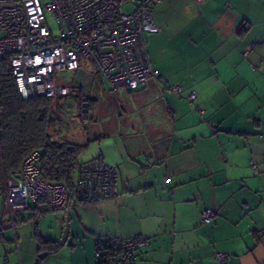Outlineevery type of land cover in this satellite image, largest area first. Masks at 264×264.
<instances>
[{"label":"crops","instance_id":"obj_1","mask_svg":"<svg viewBox=\"0 0 264 264\" xmlns=\"http://www.w3.org/2000/svg\"><path fill=\"white\" fill-rule=\"evenodd\" d=\"M153 19L159 32L145 42L156 76L136 92L109 89L116 119L71 139L90 142L82 163L116 170L117 196H74L68 240L43 259L97 264L98 241L118 237L148 241L136 264H264V0H160ZM65 214L28 219L48 232L25 221L13 230L3 199L0 264H41L38 240L58 243Z\"/></svg>","mask_w":264,"mask_h":264},{"label":"built area","instance_id":"obj_2","mask_svg":"<svg viewBox=\"0 0 264 264\" xmlns=\"http://www.w3.org/2000/svg\"><path fill=\"white\" fill-rule=\"evenodd\" d=\"M200 2L201 0H196ZM160 0H0V62L8 63L22 100L45 97L62 100L76 95L57 85L54 74L74 72L89 65L110 90L134 92L156 76L145 36L157 34L153 9ZM126 6L127 7L126 9ZM45 11L53 12L58 26L54 36L45 23ZM164 83L163 80H161ZM165 91L180 95L178 86ZM196 99L194 92L188 96ZM41 154L25 156L19 172L6 181L4 204L9 227L15 230L27 210L32 217L68 212L71 197L60 183L49 182L40 169ZM116 170L101 158L77 171L75 197L79 204L110 200L117 196ZM215 211L205 209L202 222L213 220ZM148 241L109 237L95 245L101 264H136L137 251ZM221 263L226 256L217 255Z\"/></svg>","mask_w":264,"mask_h":264},{"label":"trees","instance_id":"obj_3","mask_svg":"<svg viewBox=\"0 0 264 264\" xmlns=\"http://www.w3.org/2000/svg\"><path fill=\"white\" fill-rule=\"evenodd\" d=\"M69 88L78 94L82 105L85 95L80 94L75 87ZM140 89L142 88L138 90ZM62 101L63 99L52 100L45 97L22 100L8 63L0 62V191L3 198L7 179L16 176L25 156L33 151L41 154L40 169L44 177L49 182L63 184L71 199L75 196L79 167L91 164L96 159L88 163L79 160L89 141L80 145L65 137L60 140L52 139L50 128L55 121L53 105L54 103L58 105ZM90 101L89 96L88 111L91 108ZM38 242L40 247L48 249L44 251L46 253L59 248L57 242L41 239Z\"/></svg>","mask_w":264,"mask_h":264},{"label":"rangeland","instance_id":"obj_4","mask_svg":"<svg viewBox=\"0 0 264 264\" xmlns=\"http://www.w3.org/2000/svg\"><path fill=\"white\" fill-rule=\"evenodd\" d=\"M129 6H126V9ZM45 23L54 36H58V26L55 21V16L51 11H45ZM54 80L57 85L75 87L79 90L80 94L89 95L90 101V111L87 115H83L81 112V104L78 99V94L71 95L63 99L60 104L54 103L52 111L54 112L53 118L54 123L50 128V134L52 139L60 140L64 137L66 139H76V137L84 136L89 130L93 128H102L108 126L110 121L113 119L109 112V104H114L116 106V101L113 100L112 93L109 88L100 82L99 77L94 73L93 69L86 63H82L80 68L74 72L59 71L54 74ZM15 83V82H14ZM16 86V85H15ZM35 99V98H32ZM29 100V99H27ZM117 109V108H116ZM117 112V111H115ZM117 114V113H116ZM89 156V155H88ZM86 152H84L79 160L80 162H85L88 160ZM3 201V196L0 191V203ZM33 211L27 210L22 220L25 221L24 224L32 222L38 223L40 227L45 231H51L52 227L46 228V224L43 220L28 219L32 216ZM45 227V229H44ZM14 252L11 253L14 254ZM46 252L40 253L36 258L37 260L43 259L41 255ZM41 264H55V260L51 257H46L40 260ZM32 261H30V264ZM26 264V261H25Z\"/></svg>","mask_w":264,"mask_h":264},{"label":"water","instance_id":"obj_5","mask_svg":"<svg viewBox=\"0 0 264 264\" xmlns=\"http://www.w3.org/2000/svg\"><path fill=\"white\" fill-rule=\"evenodd\" d=\"M89 95L87 94L83 100V104L81 106V112L83 115H87L88 114V103H87V99H88ZM69 237V211L66 212L65 214V219H64V228H63V232L61 235L60 240L58 241V244L60 246H63L66 244L67 240ZM46 253H43L41 255V258L45 257Z\"/></svg>","mask_w":264,"mask_h":264}]
</instances>
